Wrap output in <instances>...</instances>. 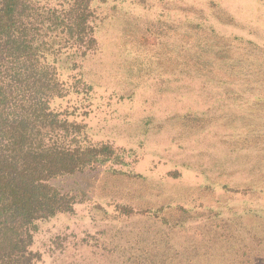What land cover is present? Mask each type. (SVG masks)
<instances>
[{
  "label": "rangeland",
  "instance_id": "374dc122",
  "mask_svg": "<svg viewBox=\"0 0 264 264\" xmlns=\"http://www.w3.org/2000/svg\"><path fill=\"white\" fill-rule=\"evenodd\" d=\"M50 107L125 150L52 184L35 264H264V0H106Z\"/></svg>",
  "mask_w": 264,
  "mask_h": 264
},
{
  "label": "trees",
  "instance_id": "16d2710c",
  "mask_svg": "<svg viewBox=\"0 0 264 264\" xmlns=\"http://www.w3.org/2000/svg\"><path fill=\"white\" fill-rule=\"evenodd\" d=\"M106 0H0V264H35L38 223L71 213L52 182L96 165H126L125 150L90 140L51 109L69 94L57 64L97 50L93 5Z\"/></svg>",
  "mask_w": 264,
  "mask_h": 264
}]
</instances>
